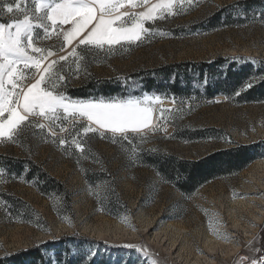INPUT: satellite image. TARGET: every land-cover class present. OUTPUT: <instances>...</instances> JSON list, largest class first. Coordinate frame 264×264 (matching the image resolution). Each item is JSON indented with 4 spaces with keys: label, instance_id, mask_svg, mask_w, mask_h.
I'll use <instances>...</instances> for the list:
<instances>
[{
    "label": "rangeland",
    "instance_id": "rangeland-1",
    "mask_svg": "<svg viewBox=\"0 0 264 264\" xmlns=\"http://www.w3.org/2000/svg\"><path fill=\"white\" fill-rule=\"evenodd\" d=\"M237 1L242 0H193L191 4L185 0L183 5L178 2L174 7L175 14L146 23V27L153 31L145 34L142 42L124 44L123 47L117 45L111 53L95 48L85 50V46L80 45L78 52L84 57L79 62L82 67L78 70L76 63H70L76 58L68 56L69 63L60 62L64 65L61 72L67 79L58 81V84L68 97L69 90L93 79L126 78L169 64L206 62L227 56L264 60V24L169 38L171 30H191L220 8ZM6 2L12 3L13 0H0V8ZM28 4L34 8L31 0ZM128 10L143 11V8ZM12 17L13 14L3 9L0 22L9 23ZM61 27L68 29L71 24ZM37 33L44 35L41 29H37ZM41 43L58 55H67L71 50L69 46L59 52L60 45L64 43L62 37L57 39L53 36ZM51 59H58V56L49 57ZM31 71L35 72L34 69ZM145 96L154 97L142 94L132 99ZM151 106L155 123L161 126L165 122L171 124L163 125L147 137L137 136L136 145L144 150L189 161L205 158L219 150L253 144H259L263 152L261 150L258 159L238 174L216 179L199 188L192 197L185 198L175 189L160 183L150 171L132 168L124 148L109 138L101 139L99 134L90 133L94 138L88 141L82 154L72 143L76 132L70 118L51 123L55 135L49 131L50 122L41 121L46 125L44 129L29 128L19 137L17 144L0 145V155L32 161L64 187L68 198L45 199L32 188L0 182L2 192L23 201L32 211L27 222H23L12 218L0 207V258L76 235L83 239L76 243L79 244L76 254L81 253L92 264L103 260L109 264H193L192 257L187 251H181L180 246L168 250L167 243L157 244L155 234L174 233L180 228L179 239L175 236L177 243L181 245L186 238L191 246L199 247L205 235L220 238L215 234H220V224L230 229V240L240 250L227 258L219 252L211 261L203 260L201 264H241V256L264 255V251L250 250V242L253 241L252 247L264 250V214L260 222L246 213L239 214L242 228L238 229H232L231 220L227 217L230 201L252 197L256 198L254 214L259 216L261 211L264 212L261 210L264 203L258 202L260 198L264 200V192L252 190L254 193L250 194L251 191H247L248 187H256L254 183L258 178L264 181V103L236 106L224 97H218L212 103L187 108L160 99ZM171 111V114L166 113ZM81 123L87 122L82 120L75 127L78 129ZM61 124L69 130L67 133L60 130ZM173 125L192 132L212 129L220 133L221 140L173 141L170 138ZM106 136L111 137L112 134L107 133ZM65 137L67 142L61 145L59 140ZM88 178L92 179V184ZM108 203L118 209L113 216L103 210V204ZM125 245H139L149 251L144 253Z\"/></svg>",
    "mask_w": 264,
    "mask_h": 264
},
{
    "label": "snow or ice",
    "instance_id": "snow-or-ice-1",
    "mask_svg": "<svg viewBox=\"0 0 264 264\" xmlns=\"http://www.w3.org/2000/svg\"><path fill=\"white\" fill-rule=\"evenodd\" d=\"M178 2L183 5L185 0H156L155 3L152 0H31L34 8L29 6L28 0L4 3L0 15L6 9L13 17L9 23L0 22V145L17 144L29 128L44 129L46 125L41 121L50 122L49 131L55 135L51 123L69 118L76 132L72 143L82 154L88 141L94 138L90 133L99 134L101 139L108 138L106 134L111 133L113 143L117 142L118 136L132 144L133 136L147 137L160 129L162 126L154 122L151 106L159 97L71 100L58 84L67 79L61 72L64 65L60 62L69 63L68 56H73L76 59L70 63H76L79 70L82 67L79 62L84 59L78 52L80 45L85 46V50L95 48L111 53L117 45L123 47L124 44L142 42L145 34L153 31L146 23L175 14L174 7ZM192 2L187 0L189 4ZM137 8H143V11L128 10ZM66 24L71 27H61ZM37 29L44 35L40 36ZM53 36L63 38L59 52L71 46L67 55H58L53 49L42 46L43 40ZM53 56L58 59L49 60ZM33 69L35 72L31 71ZM247 86L252 87V84ZM82 120L87 123H81L77 129L76 124ZM60 130L69 131L63 124ZM66 142V137L59 140L61 145ZM0 182H6L3 170H0ZM253 243L250 242L251 251H264L252 247ZM125 247H135L144 253L149 251L139 245ZM239 260L241 264L245 261L264 264V255L241 256Z\"/></svg>",
    "mask_w": 264,
    "mask_h": 264
},
{
    "label": "trees",
    "instance_id": "trees-1",
    "mask_svg": "<svg viewBox=\"0 0 264 264\" xmlns=\"http://www.w3.org/2000/svg\"><path fill=\"white\" fill-rule=\"evenodd\" d=\"M249 24H264V0L231 3L194 25L193 29L191 28L193 31L187 28L171 30L169 38H182L193 32L242 28ZM249 83L252 87L247 86ZM67 94L69 98L78 101L123 100L138 98L143 94L159 97L160 100L171 102L181 108L212 103L218 97H224L236 106L263 104L264 60L227 56L206 62L169 64L140 71L126 78L93 79L79 88L69 90ZM166 113L171 114L172 111ZM168 123L170 122H165L162 126ZM173 126L174 130L170 136L173 141L194 143L221 140L220 133L212 129L192 132ZM136 137L133 136L132 144L116 137L117 142L114 144L124 148L132 168L150 171L160 183L175 189L185 198L192 197L199 188L216 179L238 174L258 159L262 154L261 150L263 152V149H259V144H253L219 150L205 158L189 161L144 150L136 145ZM108 138L110 141L113 139L112 136ZM0 170H3L6 181L2 183L24 185L45 199L68 198L64 187L57 180L48 176L28 159L0 155ZM88 181L92 184V179L88 178ZM110 203L103 204V210L113 216L118 209ZM0 207L17 221L27 222L29 212L32 213L23 201L1 190ZM80 240L83 239L76 235L61 237L57 241H48L37 247L2 257L0 264H92L81 253L76 254V248L79 246L76 243ZM98 264L109 263L103 260Z\"/></svg>",
    "mask_w": 264,
    "mask_h": 264
},
{
    "label": "bare ground",
    "instance_id": "bare-ground-1",
    "mask_svg": "<svg viewBox=\"0 0 264 264\" xmlns=\"http://www.w3.org/2000/svg\"><path fill=\"white\" fill-rule=\"evenodd\" d=\"M254 184L256 185V187L251 186L250 188L248 187L247 189V191H251L250 194L254 193L252 190H255V191L259 190L261 193L264 192V181H262V178H258L256 180V183ZM255 200L256 198L252 197L251 199L249 198L247 200L243 199L239 201H234V200L230 201V204H228L229 206L227 210V215H228L227 217H229L231 220L232 229L242 228L240 225V220L238 218L239 214L241 215L243 213H246L252 218L256 219L258 222L261 221V218L264 212L261 211L262 213L259 216H256L254 214V210L257 209V207H254V203L256 204ZM258 202L264 203V200L260 198L258 199ZM261 210H264V209H261ZM180 230H181L180 228H177L175 230L176 232L174 233L170 232L169 234L167 233L155 234L154 240H156L157 244L167 243L168 250L174 249L176 245L180 246L181 251H184V252L187 251L189 256L192 257L193 264H201V261L203 260L211 261L210 259L213 258L214 256H218L219 252L223 254L224 258H227L231 253H236L240 250V248H238L237 245L233 244V242H231L232 240H230L232 238L229 235L230 229L225 228L224 225L222 224L219 225L220 238H215V237L213 238V237L205 235L203 236V239L201 240V244L199 245V247L191 246L188 243V240L186 238H184L183 243L179 245L177 241L175 240V236H178L177 238L179 239L181 234L178 231ZM199 249H202V251L201 250L199 251Z\"/></svg>",
    "mask_w": 264,
    "mask_h": 264
}]
</instances>
